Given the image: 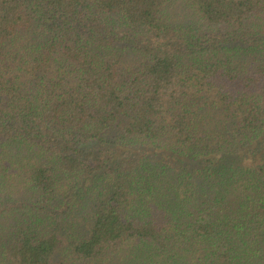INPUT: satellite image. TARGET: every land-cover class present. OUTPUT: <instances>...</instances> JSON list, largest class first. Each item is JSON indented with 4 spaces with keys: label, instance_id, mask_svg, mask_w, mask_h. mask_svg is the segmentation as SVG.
<instances>
[{
    "label": "trees",
    "instance_id": "trees-1",
    "mask_svg": "<svg viewBox=\"0 0 264 264\" xmlns=\"http://www.w3.org/2000/svg\"><path fill=\"white\" fill-rule=\"evenodd\" d=\"M0 264H264V0H0Z\"/></svg>",
    "mask_w": 264,
    "mask_h": 264
},
{
    "label": "rangeland",
    "instance_id": "rangeland-1",
    "mask_svg": "<svg viewBox=\"0 0 264 264\" xmlns=\"http://www.w3.org/2000/svg\"><path fill=\"white\" fill-rule=\"evenodd\" d=\"M263 152V151H262Z\"/></svg>",
    "mask_w": 264,
    "mask_h": 264
}]
</instances>
